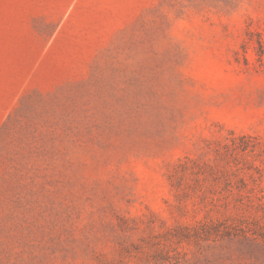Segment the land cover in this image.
I'll return each instance as SVG.
<instances>
[{"label": "rangeland", "instance_id": "374dc122", "mask_svg": "<svg viewBox=\"0 0 264 264\" xmlns=\"http://www.w3.org/2000/svg\"><path fill=\"white\" fill-rule=\"evenodd\" d=\"M0 264H264V0H0Z\"/></svg>", "mask_w": 264, "mask_h": 264}]
</instances>
